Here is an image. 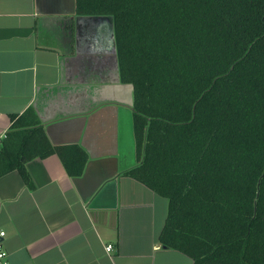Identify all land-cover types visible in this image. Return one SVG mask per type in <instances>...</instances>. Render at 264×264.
<instances>
[{
	"label": "trees",
	"instance_id": "trees-1",
	"mask_svg": "<svg viewBox=\"0 0 264 264\" xmlns=\"http://www.w3.org/2000/svg\"><path fill=\"white\" fill-rule=\"evenodd\" d=\"M77 15L112 20L135 93L127 173L168 200L162 245L193 264H264V0H77ZM22 120L0 143V177L29 186L26 164L52 154L83 175L84 150Z\"/></svg>",
	"mask_w": 264,
	"mask_h": 264
},
{
	"label": "crops",
	"instance_id": "crops-1",
	"mask_svg": "<svg viewBox=\"0 0 264 264\" xmlns=\"http://www.w3.org/2000/svg\"><path fill=\"white\" fill-rule=\"evenodd\" d=\"M111 25L79 17L77 0H0V143L15 121L37 119L54 147L88 156L78 178L58 154L26 164L29 186L18 171L0 177L7 264L194 263L160 242L168 200L127 173L133 109Z\"/></svg>",
	"mask_w": 264,
	"mask_h": 264
},
{
	"label": "water",
	"instance_id": "water-1",
	"mask_svg": "<svg viewBox=\"0 0 264 264\" xmlns=\"http://www.w3.org/2000/svg\"><path fill=\"white\" fill-rule=\"evenodd\" d=\"M116 47L114 46V51H115V53H116V49H115ZM112 87H115V86H112ZM111 86H110V88H112ZM124 87H126V89H127V93H128V96H129V98H131V100L130 101H128L127 103H125L126 105H129L131 108H133L134 107V104H135V93H134V87H133V85H131V84H127L126 86H124ZM113 89V88H112ZM131 126H132V130H133V119H132V122H131ZM134 132V131H133ZM132 147H133V152L134 153H136V146H135V139H134V137L132 138ZM134 162V161H133ZM135 163V162H134Z\"/></svg>",
	"mask_w": 264,
	"mask_h": 264
},
{
	"label": "built area",
	"instance_id": "built-area-1",
	"mask_svg": "<svg viewBox=\"0 0 264 264\" xmlns=\"http://www.w3.org/2000/svg\"><path fill=\"white\" fill-rule=\"evenodd\" d=\"M4 237H5V232H0V262H2V264H7L6 263L7 252L4 250L3 244L1 241ZM113 249L114 247L112 245H109L107 246L106 251L111 252Z\"/></svg>",
	"mask_w": 264,
	"mask_h": 264
},
{
	"label": "flooded vegetation",
	"instance_id": "flooded-vegetation-1",
	"mask_svg": "<svg viewBox=\"0 0 264 264\" xmlns=\"http://www.w3.org/2000/svg\"><path fill=\"white\" fill-rule=\"evenodd\" d=\"M100 28H98V30H99ZM104 29L105 30H107V28L106 27H104ZM102 34H104V33H102ZM102 39L101 40H104V42H105V44L106 45H104V46H106V48L107 49H110L111 50V48H110V43H111V37L109 36V34H107V32H105V37L103 38V36L101 37ZM103 42V43H104ZM109 47V48H108ZM99 58V57H98ZM97 59V58H96ZM100 59V58H99ZM103 60H105L104 58H103ZM115 63H116V67H117V61L115 60Z\"/></svg>",
	"mask_w": 264,
	"mask_h": 264
}]
</instances>
